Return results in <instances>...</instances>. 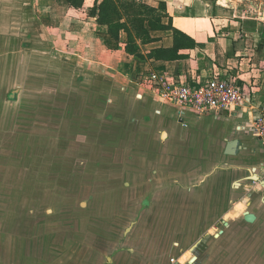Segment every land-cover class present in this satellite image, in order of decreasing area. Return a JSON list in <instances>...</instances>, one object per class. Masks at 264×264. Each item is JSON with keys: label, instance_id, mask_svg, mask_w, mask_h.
Segmentation results:
<instances>
[{"label": "crops", "instance_id": "obj_1", "mask_svg": "<svg viewBox=\"0 0 264 264\" xmlns=\"http://www.w3.org/2000/svg\"><path fill=\"white\" fill-rule=\"evenodd\" d=\"M159 1L144 0L153 7H158ZM162 1L167 5L162 22L170 26L151 31L153 41L149 43L138 41V54L125 51L127 35L123 30L115 39L106 25L88 15L87 11L96 0H84L82 7L76 9L66 0H14L12 3L27 4L29 11L34 9L29 19H38L43 37L32 32L27 34V29L14 31L7 25L9 21L0 24V51L12 57V67L16 71L26 70V64L21 61L30 54L42 61L57 58L55 67L48 64L44 71L59 82L56 97L65 102L66 113L75 120L74 135L78 143L73 149L75 156L70 158L71 163L94 166L117 162L121 166L128 165L125 154L116 159L106 152L110 146L108 134L116 119L119 134L118 141H112L114 144L126 143L129 132H135V143L140 137L151 134L154 148L162 154L157 157L156 164L167 163L169 168L156 169V174L151 177L150 196H156L158 201L168 197L175 213L184 214L183 227L192 228L193 232L204 229L190 234L189 239H173L167 251L161 249L162 239L156 230V255L151 258L138 257L141 252L135 254L137 245L144 243L142 238L130 240V256L114 255L112 252L106 254L112 242L109 238L98 239L85 232L80 241L77 237L72 241L71 256L50 255L45 251L41 254V264H190L193 255L196 259L191 264H264V256L257 259V249L250 250L252 253L241 251L240 238L232 245L231 240L224 239V230L220 226L236 229L239 234L240 229L253 230L252 235L255 233L256 237L257 230L264 231V183L249 180L253 167H258L257 176L264 174L260 167L263 160L258 158L262 147L252 129L250 103L219 113H198L194 109L180 113L177 107L162 102L142 81V77L152 70L180 74L189 80L203 78L214 71H229L250 95L251 102L261 103L264 101V0ZM15 5H9L13 12L18 11ZM55 6L64 9L65 17L58 22L56 30L51 29L56 31L52 41L43 28H51L52 16L45 11L53 12ZM78 11L82 18L68 17L69 13ZM3 12L0 11V16L6 17ZM70 23L73 29L79 26L80 30L72 29L69 34L70 30L66 29ZM174 29L192 38L194 46L179 50L181 57L174 60L147 57L156 49L173 46ZM22 35L35 36L33 40L38 44L26 39L21 41ZM88 118L95 121V126L98 121L105 123L97 124L93 136L83 135L85 138L79 141L77 134L86 132V129L77 124L88 121ZM101 135L107 139H102ZM234 139L238 140L236 154H227L225 150ZM118 147L126 149L127 145ZM78 157L81 159L73 160ZM140 172L137 169L129 175L140 183L143 177ZM142 206L147 207L148 203ZM247 211L255 216L251 222L244 220ZM212 213L215 215L210 224ZM216 214H220L217 220ZM173 222L174 225L181 223L176 217ZM134 223L135 220L125 226L121 242L128 239V230L131 235L137 231L135 225L138 223ZM218 227L222 229L217 234ZM101 242V248L96 249L94 245ZM83 243L87 245L85 250L88 253L76 254L74 248L83 250ZM188 244L190 247L185 249ZM194 244L197 249L192 254L190 249ZM144 245L146 243L142 250Z\"/></svg>", "mask_w": 264, "mask_h": 264}, {"label": "rangeland", "instance_id": "obj_2", "mask_svg": "<svg viewBox=\"0 0 264 264\" xmlns=\"http://www.w3.org/2000/svg\"><path fill=\"white\" fill-rule=\"evenodd\" d=\"M13 1L0 0V11L4 10L6 16H0V24L9 21L7 25L14 31L27 29V34L32 32L43 37L38 19H29L34 9L29 11L27 4ZM12 4H17L15 8L18 11H12ZM55 8L53 12L48 9L45 11L52 16L51 28L45 27L43 23V30L52 41L55 27H59L58 22L61 23L65 17L64 9ZM80 11L69 13L68 17L82 18ZM72 29L70 23L66 30L72 34ZM73 30L78 31L80 27H74ZM35 38L33 35H22L21 41L26 39L38 44L34 42ZM28 57L21 61L26 64V70L22 68L16 71L12 67V57L0 51V264H41V254L45 251L50 255L62 253L71 256L72 241L76 237L80 241L85 232L96 235L98 239L109 238L112 242L106 254L112 252L114 255H129L130 240L142 238L146 246L142 250L143 244L137 245L135 254L141 252L142 255L138 257L151 258L156 255V230L162 239L160 247L164 251L169 249V242L173 239H189L190 234L204 231L193 232L192 228L183 227L184 214L175 213L168 197L158 201L156 196H150L151 177L156 174V169L167 166V163L156 164L157 157H162V154L154 148L151 134L140 137L135 143V132H129L130 136L126 134V143L114 144L112 141H118L119 134L116 119L108 134L110 146L106 152L116 159L120 154H125L128 165L121 166L117 162L94 166L71 163L70 158L75 156L73 149L78 143L74 135L75 120L70 113H66L65 102L56 97L59 82L44 71V66L48 68V64L55 67L57 58L42 61L35 55L30 54ZM94 122L88 118V121L77 124L86 129V132L77 134L79 141L85 138L83 135L93 136L95 133L92 131L97 124L105 123L98 121L95 126ZM72 127L74 130H71ZM101 138L107 139L105 135H101ZM123 144L127 145L126 149L118 147ZM258 158L264 161L262 150ZM76 159L81 158L73 160ZM137 169L143 175L140 183L129 175ZM147 203V207L142 206ZM214 215L211 214L210 224L213 223ZM219 215L216 214V220ZM175 217L181 223L174 225ZM134 220L138 223H134L137 231L131 235L128 230V239L121 242L125 226ZM220 226L224 230V239L231 240V245L240 238L239 245L243 253H252L250 250L257 249V259L264 256V231L257 230L256 237L255 233L252 235L253 230L240 229L239 234L236 229ZM222 228H217V234ZM83 245V250L74 248L76 254L88 253L85 250L87 245ZM100 245L102 242L94 246L98 249ZM188 247L190 244L185 249ZM196 249H190L191 253L195 254Z\"/></svg>", "mask_w": 264, "mask_h": 264}, {"label": "built area", "instance_id": "obj_3", "mask_svg": "<svg viewBox=\"0 0 264 264\" xmlns=\"http://www.w3.org/2000/svg\"><path fill=\"white\" fill-rule=\"evenodd\" d=\"M162 102L177 107L180 113L194 109L198 113H211L236 110L245 103L253 109L252 129L264 152V101L251 102L250 95L242 84L230 73L214 71L203 78H186L152 70L142 77ZM264 172V161L262 163ZM264 181V174L258 176Z\"/></svg>", "mask_w": 264, "mask_h": 264}, {"label": "trees", "instance_id": "obj_4", "mask_svg": "<svg viewBox=\"0 0 264 264\" xmlns=\"http://www.w3.org/2000/svg\"><path fill=\"white\" fill-rule=\"evenodd\" d=\"M70 7H82L84 0H66ZM167 14V5L159 1L158 7H153L144 0H101L94 3L88 15L96 17L99 24L106 25L108 32L118 39L123 30L127 35L125 51L138 54V41L142 44L153 41L151 31L164 30L169 24L162 22ZM174 44L170 48H160L148 53L147 57L174 60L181 57L179 50L194 46L195 42L186 34L174 29Z\"/></svg>", "mask_w": 264, "mask_h": 264}, {"label": "water", "instance_id": "obj_5", "mask_svg": "<svg viewBox=\"0 0 264 264\" xmlns=\"http://www.w3.org/2000/svg\"><path fill=\"white\" fill-rule=\"evenodd\" d=\"M237 147H238V140L237 139H234L233 141H231L228 144L225 152L227 154H236ZM260 167H262V166H260ZM257 168L258 167H253L252 168V174H251V176H249L250 177L249 180H253V182L262 181L264 183V181L263 180H260V178L256 174ZM263 188H264V186H263ZM243 217H244V220L247 221V222H251L255 218L254 214L251 213V212H248V211L244 213ZM225 224L227 225V223H225ZM196 246H197V244H194V246L192 248H196ZM195 259H196V255H193L192 258L189 260V263L191 264Z\"/></svg>", "mask_w": 264, "mask_h": 264}]
</instances>
